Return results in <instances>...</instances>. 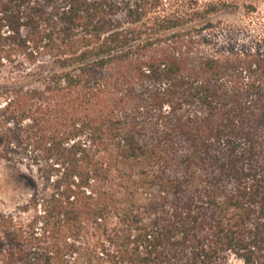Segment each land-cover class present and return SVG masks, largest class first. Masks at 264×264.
<instances>
[{
    "label": "trees",
    "instance_id": "1",
    "mask_svg": "<svg viewBox=\"0 0 264 264\" xmlns=\"http://www.w3.org/2000/svg\"><path fill=\"white\" fill-rule=\"evenodd\" d=\"M161 6L0 0V264H264V34L192 69Z\"/></svg>",
    "mask_w": 264,
    "mask_h": 264
},
{
    "label": "rangeland",
    "instance_id": "2",
    "mask_svg": "<svg viewBox=\"0 0 264 264\" xmlns=\"http://www.w3.org/2000/svg\"><path fill=\"white\" fill-rule=\"evenodd\" d=\"M222 1L231 4L204 17H190L191 11L219 6ZM249 2L256 6L251 12L245 6ZM161 10L174 17H183L186 23L175 32L155 37V41L162 45L166 43L164 39L168 43L175 39L185 45L189 42L192 69L198 65L199 58L213 52L222 53L224 49L240 48L264 34V0H162ZM23 172V169L0 160V210H11L28 198L30 187Z\"/></svg>",
    "mask_w": 264,
    "mask_h": 264
}]
</instances>
